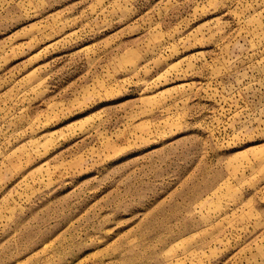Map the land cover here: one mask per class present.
Listing matches in <instances>:
<instances>
[{
    "label": "rangeland",
    "instance_id": "rangeland-1",
    "mask_svg": "<svg viewBox=\"0 0 264 264\" xmlns=\"http://www.w3.org/2000/svg\"><path fill=\"white\" fill-rule=\"evenodd\" d=\"M0 264H264V0H0Z\"/></svg>",
    "mask_w": 264,
    "mask_h": 264
}]
</instances>
